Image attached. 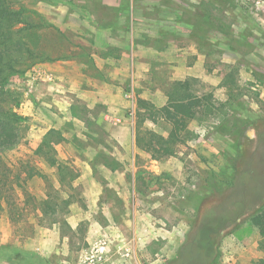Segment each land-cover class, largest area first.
Instances as JSON below:
<instances>
[{"label": "rangeland", "instance_id": "1", "mask_svg": "<svg viewBox=\"0 0 264 264\" xmlns=\"http://www.w3.org/2000/svg\"><path fill=\"white\" fill-rule=\"evenodd\" d=\"M73 1L87 7V17L49 0H22L68 34L74 45L92 39L98 45L106 42L122 50L121 59L94 56L107 83L85 75L86 68L75 59L38 64L24 77H14L6 90L21 93L16 111L28 121L21 144L8 154L9 164L17 172L26 162H36L34 150L40 139L53 124L57 128L67 124L70 106L81 100L92 110L98 104L105 107L96 109L101 113L98 123L112 137L92 142L91 151L112 155L124 167L93 174L70 144L59 145L60 159L81 172L80 194L66 217L68 225H39L35 200L44 197L46 185L36 178L26 186L27 195L16 190L26 211L18 223L9 219L0 192V245L37 253L49 264H90L87 258L106 242V261L95 264H171L193 236L197 216L200 221L207 216L210 226L225 213L230 220L217 236L214 264H257L264 254L249 220L264 206V0H232L230 7L217 0ZM99 1L109 8L104 19L128 22L130 32L100 29L94 7ZM127 8L130 15L125 14ZM207 10L214 15V21L204 25L210 34L206 42L212 44L208 48L191 34ZM223 12L228 19L221 17ZM244 33L247 39L242 38ZM159 36L162 43L156 41ZM63 41L48 32L44 47L53 52L65 46ZM230 65L239 68L242 97L235 94L238 102L226 125L221 123L228 108L219 113L221 120L193 122L190 128L197 139L162 162L136 151L139 99L161 107L167 102L166 82L195 78L198 93H213L225 103L229 96L221 83ZM148 127L163 135L169 132L162 123ZM82 128L76 123V131ZM41 168L56 184L53 171ZM234 177L236 185L225 195L209 192L211 178Z\"/></svg>", "mask_w": 264, "mask_h": 264}, {"label": "trees", "instance_id": "2", "mask_svg": "<svg viewBox=\"0 0 264 264\" xmlns=\"http://www.w3.org/2000/svg\"><path fill=\"white\" fill-rule=\"evenodd\" d=\"M49 1L68 6L83 17H87L89 13L87 7L80 6L73 0ZM217 1L226 7H230L232 3V0ZM94 7L100 18L98 25L100 29L112 32V34H115L119 29L130 32L128 22L122 24L104 19L106 11L109 9L108 6L99 1ZM224 12L220 15L225 20L228 19V16ZM130 13V8H127L125 14L130 15ZM213 16V12L207 10V14H204L202 20L191 28L192 37L199 40L201 47L212 46L211 42H206L210 34L205 30L204 25L211 24L214 21ZM179 19L182 18L179 16ZM216 21L223 20L216 19ZM214 25L216 26V24ZM216 29L224 32L220 28ZM48 32H52L61 41L65 40L63 41L66 43L65 46L61 45L53 52L48 51L44 47V37ZM242 38L247 39V34L244 33ZM161 39L163 40L159 36L156 41L162 43ZM150 41L152 40L150 39ZM136 42L139 44L140 40ZM121 54L120 48L106 42L98 45L94 39L88 41L87 44L74 45L68 34L50 23L38 11L29 9L22 0H0V192H4L6 212L12 222H20L26 213L21 206L20 198L16 195V190L20 189L24 195H27L26 186L29 182L39 178L44 180L46 185L44 197L37 198V203L35 200V209L39 213V225H68L66 217L71 213V207L78 201L80 194L78 182L81 172L60 159L57 149L59 145L70 144L78 155L88 162L93 174H99L100 169L103 168L118 172L124 166L112 155L108 156L103 151H91L90 149L92 142L112 138L98 123L101 113H98L96 109H105V107L98 104L92 110L81 100H76L68 111L69 122H66L67 124L61 128H57V125L53 124L40 139L34 150L37 161H28L19 171H14V168L9 164L8 154L21 144L23 127L28 120L16 111L20 105L21 93L9 92L6 90L7 86L14 77H24L38 64L74 59L84 65L85 75L107 83L109 80L96 66L94 56H99L104 60H120ZM91 71L95 74L90 75ZM226 71L221 83V88H225L229 96L225 103L217 101L213 93H198L200 90L196 88L198 80L195 78H188L182 82H166L167 102L161 107L151 101L139 99L141 107L136 111L135 122L136 151L149 155L151 160L162 162L175 156L181 146L197 139L196 132L190 128L193 122L204 121L208 118L218 119L221 116L219 113L224 108H228L223 114L221 123L226 125L229 111L234 110L238 102L235 94L242 97L237 81L239 68L230 65ZM255 75L258 79V75L256 73ZM129 92V90L126 91V93ZM76 123L83 124L80 131H76ZM149 123L154 125L162 123L168 126V134L163 135L149 128ZM87 154H90V157H86ZM41 166L53 171L52 175L56 184L44 173ZM235 178L229 181L211 178L208 180L209 192L225 195L236 185ZM142 191L140 190V192ZM200 199L202 200V198ZM229 220L228 214L224 213L216 224L209 226L207 216L201 221L197 216L193 223V236L179 250L178 258L171 264L216 263L218 258L217 236H220V230ZM249 221L258 234V248L264 254V206ZM0 262L49 264L46 259L37 257V253L28 254L7 245H0ZM257 264H264V257Z\"/></svg>", "mask_w": 264, "mask_h": 264}, {"label": "built area", "instance_id": "3", "mask_svg": "<svg viewBox=\"0 0 264 264\" xmlns=\"http://www.w3.org/2000/svg\"><path fill=\"white\" fill-rule=\"evenodd\" d=\"M106 242H103L100 248L97 251V254L95 256H91L90 258H87V261L90 262V264H95V262H105L106 260V252H105ZM130 250H128L127 256H129ZM99 253V254H98Z\"/></svg>", "mask_w": 264, "mask_h": 264}]
</instances>
